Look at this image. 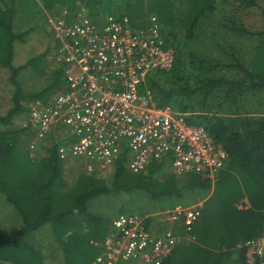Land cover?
<instances>
[{
  "label": "trees",
  "instance_id": "1",
  "mask_svg": "<svg viewBox=\"0 0 264 264\" xmlns=\"http://www.w3.org/2000/svg\"><path fill=\"white\" fill-rule=\"evenodd\" d=\"M22 1L0 0V75L3 68L11 86L10 97L4 106L0 103V193L21 219L13 234L0 224V264H88L101 251L117 215L143 216L198 199L203 205L194 240L179 241L160 264H260L259 259L249 263L239 245L264 229V105L256 103L264 93V24L256 22V28L247 21L258 10L264 17V0H181L184 9L171 0H120L119 5L113 0H42L69 13L82 6L94 19L127 16L134 28L146 27L149 14L157 17L174 61L167 70L149 72L140 91H149L158 106L169 105L189 123L204 127L227 152L213 180L193 172L181 181L161 169L162 160L133 172L120 157L103 167L110 169L109 179L107 171L102 177L91 169L70 171L69 159L58 154L56 133L31 154V131L15 121L27 115L31 103L47 104L67 82L64 66L49 56L55 43L38 40L35 45L29 29L14 30ZM229 6L235 17L225 11ZM205 17L222 28L218 38L209 39L200 29ZM240 37L251 39L252 46L239 43ZM185 42L192 47L188 52ZM198 47L207 51L197 52ZM18 48L27 52L20 54ZM24 69L48 77L46 84L24 91L17 79ZM151 216L143 220L145 228Z\"/></svg>",
  "mask_w": 264,
  "mask_h": 264
},
{
  "label": "built area",
  "instance_id": "2",
  "mask_svg": "<svg viewBox=\"0 0 264 264\" xmlns=\"http://www.w3.org/2000/svg\"><path fill=\"white\" fill-rule=\"evenodd\" d=\"M48 18L56 40L55 62L65 68L67 87L47 104L31 103L22 125L31 131V154L61 122L68 126L57 148L63 159L92 158L108 167L125 157L133 172L150 160H162L171 162L176 173L214 177L227 157L223 147L204 127L189 123L169 105L158 106L149 91H140L149 72L167 70L174 61L154 14L146 16L143 28H134L127 16L107 14L98 22L82 6ZM201 208L177 205L153 216L171 224L180 220L191 231ZM144 219L146 214L117 215L100 243L101 251L88 264H160L178 238L169 227L145 228ZM241 246L249 262L263 259L264 229Z\"/></svg>",
  "mask_w": 264,
  "mask_h": 264
},
{
  "label": "rangeland",
  "instance_id": "3",
  "mask_svg": "<svg viewBox=\"0 0 264 264\" xmlns=\"http://www.w3.org/2000/svg\"><path fill=\"white\" fill-rule=\"evenodd\" d=\"M113 1H114V5H119V3H120V0H113ZM146 1H149V0H145L143 2L145 3ZM171 1L173 2L174 6L179 5L181 9H184L187 6L186 4H182L181 0H171ZM18 6H19V9H18V12L16 13V17H15L14 30L17 32H20V31H24V30L29 29V32L31 34L32 33L34 34L33 38L35 41V45L39 44L38 40H41L42 42L45 41L46 44H48V42L49 43L51 42L52 45H54V43H55L54 48L56 50L57 49L56 42H55L56 40H55L54 32H52V30H51V22L49 21L48 17H54L56 14L59 13V11H61V9L56 5L51 6V7H47L43 3L42 0H23L21 3H18ZM225 11L229 15H231L232 17H235V15H236L234 13V9L232 6H229L227 9H225ZM258 12L259 13H257V11H256V13H255L257 15L256 18H254L255 15L253 13H251L252 15H250L247 18V21H250L252 23V27L257 28V24H255L256 22L264 24V17H262L260 15V12H262V10H258ZM97 21L101 22L102 20L99 17L97 19ZM200 25H201L200 29L204 28L206 30V32L208 33L209 39L212 37L218 38L217 36H219L223 33L222 28L219 25L213 23L211 20H209V18L202 19ZM249 28L251 30H253L250 26H249ZM262 28L264 31V25L262 26ZM178 34L180 37L183 36L182 31H179ZM201 38L203 39V42L206 41L205 38H203V37H201ZM239 43H241V44L243 43L245 45V47L248 48V47L252 46L253 41L251 39L247 40L246 38L243 39L242 37H240ZM184 44H186V48H185L186 51L185 52H188V50L190 51L192 48L191 45L187 42H185ZM24 47L28 48L27 46H24ZM37 48H39V47H37ZM37 48H33L32 50L37 49ZM17 50L19 51L20 54H22V53L25 54L27 52V50L20 51L19 48ZM206 51H207L206 48H199V47L197 50V52H204V53ZM52 52L49 53V56L51 55V58L56 56V53H54V52L52 53ZM53 63H54L53 59L48 60V64H49L50 68L53 67V65H54ZM5 75H6L5 70L2 68V72L0 75V82H1L0 83V103L3 106H4L5 101H7L8 97H10V91H11V86L9 85L8 80H7ZM47 78L48 77H36V76H34L30 69L21 70L17 76V79L20 81V84H21L24 91H30V90L36 91V90L42 88L46 84ZM256 103L264 105V93L263 92L259 94V100H257ZM254 105H253V107H255L257 110L261 109V107L254 106ZM24 118L22 115L21 118L17 119L18 123L16 121H15V123L16 124L22 123V125H23ZM67 132H68V126L65 125L64 123H61V122L57 123L52 129L53 135L56 133V135L58 136V138H55V139L59 142H62L64 140V136L66 135ZM46 140H47V138L43 141L42 145L48 144V141L46 142ZM40 147H42V146H39L36 149V151L34 152V154H36L40 151ZM151 161H153V160H150L148 162V164ZM156 161H158V160H156ZM98 164H99V162L95 159H92V158L91 159H78V160H74V161L69 159V161H67V163H66V167L70 171H75L78 169H83V170L84 169H91L97 173L96 175L101 176V177L105 173V171H107V175L105 176V178L109 179L110 173L108 172V170H110V169L99 167ZM161 169L166 171V172L174 173L175 175L178 176L179 181H181V179L189 178V176L193 173V172L176 173L173 171L171 162L162 163ZM201 177H203V176H201ZM211 179L213 180V178H211ZM210 192H211V190H210ZM210 192L207 193V195L203 198L204 200L208 197ZM194 197H196V196L194 195ZM118 198L120 200V197H118ZM118 198H116V199H118ZM243 200L246 201L245 199H243ZM113 201L116 202L117 200L114 199ZM201 201L202 200L198 199L194 203L192 202L190 205H194V204H201L202 205L203 203H197V202H201ZM158 202L159 201H156V203H158ZM239 205L241 206V204H239ZM181 206H183V205H181ZM150 212H155V211H150ZM204 218H206V217L204 216ZM152 222L153 223L150 224L149 226H152L155 230H161L162 228L169 227V225H170V224H167L166 221L160 222L158 216L153 217ZM0 224H1L2 229L4 231L6 229L7 231L11 232L12 234L21 225V219H20L19 214L17 213V211L15 210L13 205H11L6 200L5 196L1 193H0ZM194 224L192 226L191 231H187L185 226L183 225L182 221H180V220L177 221L176 225L174 224L175 226L173 227V230L176 233V236H177L179 241H187L188 242L187 239L194 240L193 235H192L193 230H194ZM192 240H190V241H192ZM131 263L140 264L137 261H134Z\"/></svg>",
  "mask_w": 264,
  "mask_h": 264
},
{
  "label": "crops",
  "instance_id": "4",
  "mask_svg": "<svg viewBox=\"0 0 264 264\" xmlns=\"http://www.w3.org/2000/svg\"><path fill=\"white\" fill-rule=\"evenodd\" d=\"M54 41V40H53ZM202 203H203V200H202ZM156 213V211L155 212H153V213H145L146 215H147V217H149V216H151V215H154ZM153 217H155V216H153ZM167 222V224H170L169 225V228L171 229V228H173L176 224H177V222L175 223V225L174 224H171L169 221H166ZM173 225V226H172ZM119 264H133V263H125V262H120Z\"/></svg>",
  "mask_w": 264,
  "mask_h": 264
},
{
  "label": "clouds",
  "instance_id": "5",
  "mask_svg": "<svg viewBox=\"0 0 264 264\" xmlns=\"http://www.w3.org/2000/svg\"><path fill=\"white\" fill-rule=\"evenodd\" d=\"M197 203H202V201H201V202H197ZM202 205H203V204H202ZM157 212H160V211H156V213H157ZM149 217H150V216H149ZM151 217H153V216H151ZM151 221H152V220H151ZM171 230H172V229H171ZM174 233H175V232H174ZM175 235H176V233H175ZM187 240L190 241V240H192V239H190V240L187 239ZM178 242H179V240L177 241V243H178ZM177 243H176V244H177ZM176 244H175V245H176ZM241 245H242V244H241ZM241 245H239V246H241ZM241 247H242V246H241ZM245 255H246V252H245ZM257 259H259V258H257ZM257 259H256V260H257ZM246 260H247V258H246ZM256 260H255V261H256ZM247 261H248V260H247ZM259 261H260V264H261V262H264V261H262V259H259ZM248 262H249V261H248ZM249 263H251V262H249ZM253 263H255V262H253Z\"/></svg>",
  "mask_w": 264,
  "mask_h": 264
}]
</instances>
